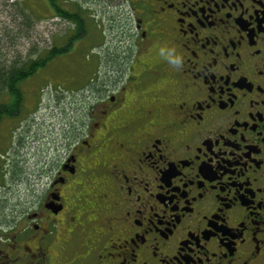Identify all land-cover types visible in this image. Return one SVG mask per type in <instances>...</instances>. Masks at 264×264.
I'll list each match as a JSON object with an SVG mask.
<instances>
[{
  "label": "flooded vegetation",
  "instance_id": "flooded-vegetation-1",
  "mask_svg": "<svg viewBox=\"0 0 264 264\" xmlns=\"http://www.w3.org/2000/svg\"><path fill=\"white\" fill-rule=\"evenodd\" d=\"M37 1L77 85L0 86V264H264V0Z\"/></svg>",
  "mask_w": 264,
  "mask_h": 264
},
{
  "label": "rangeland",
  "instance_id": "rangeland-1",
  "mask_svg": "<svg viewBox=\"0 0 264 264\" xmlns=\"http://www.w3.org/2000/svg\"><path fill=\"white\" fill-rule=\"evenodd\" d=\"M104 3H106L108 7L103 4L102 6L105 7L109 13L103 14L102 12H99V14H95L94 17L87 18L86 24L91 27V30L95 29L98 31L99 35H102V41L105 40L108 43H112V46H115L117 45V39H115L114 42L115 35L113 38L108 32L111 25L115 26V33L117 32L116 28H119V24L117 25L115 21L118 15L112 10L115 3H107L106 0ZM40 6L37 0H0V72L7 70L10 67L18 69V67L29 63V61L38 60L42 57L43 52L49 50L48 48H50L55 41L60 42L61 39L66 38V33L69 31L71 32L72 26L66 23V21L60 19L48 21V19H45L49 14L47 7L42 4ZM88 12L93 14V10H88ZM113 49L115 48L113 47ZM61 57V60L57 59L55 61L53 60L54 62L51 61L49 68L45 67V69L43 68L44 70H40V73L30 80V86L26 85V89L30 90L33 88L32 84L34 83H43L45 88L44 86L42 87L47 96L49 93L52 94L56 90L57 92H61L58 91L60 88H54L53 84H50L51 82L58 84L63 81H71L72 84L74 83L77 85V80L74 79V76H76L74 73L77 71L71 69L74 59L76 58L65 55H62ZM0 82L2 81L0 80ZM1 85L2 84L0 83V86ZM72 95V93L65 92L66 97H71ZM46 96L45 99L51 97ZM52 99L53 97L50 100ZM67 101L69 102V100ZM68 102L64 105L68 119L75 116L76 112L74 114L70 112H73L76 108L75 111L79 110L77 113L81 116L82 112L80 111V108L82 106L76 107L74 105L71 110V106H67ZM43 103L44 106H46L47 103ZM55 105L56 103L53 101L48 102L45 114H50L52 111L49 110L48 112L49 106L52 108ZM42 129H45V127L43 126ZM24 158L27 160V166L30 167L31 158L27 154ZM23 175L24 177L29 176L31 175V171L28 170L27 172H23ZM27 180L31 181L32 179L27 178ZM32 189L33 188L30 185L22 183L16 187V189L12 190L13 192L11 195L7 192H2L0 194V219L3 218L4 215V217L10 219V215H12L10 211L13 210V207L17 206V204L24 203V200H28ZM2 202L3 204H1ZM4 203L6 204L5 209H3V206L5 205Z\"/></svg>",
  "mask_w": 264,
  "mask_h": 264
},
{
  "label": "trees",
  "instance_id": "trees-1",
  "mask_svg": "<svg viewBox=\"0 0 264 264\" xmlns=\"http://www.w3.org/2000/svg\"><path fill=\"white\" fill-rule=\"evenodd\" d=\"M67 49H50L46 50L42 57H40L36 61H29V63L24 64L23 66L18 67V69L14 67H10L7 70H3L0 72V82L1 87H18L20 82L28 79L29 77L35 75L39 72L40 69L49 68L50 62L55 61L58 56L66 53ZM53 61V62H54ZM13 89L12 94L19 95L18 89ZM4 91H1V94Z\"/></svg>",
  "mask_w": 264,
  "mask_h": 264
}]
</instances>
